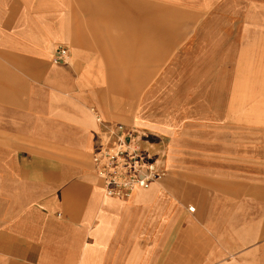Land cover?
I'll return each instance as SVG.
<instances>
[{"label": "crops", "instance_id": "crops-1", "mask_svg": "<svg viewBox=\"0 0 264 264\" xmlns=\"http://www.w3.org/2000/svg\"><path fill=\"white\" fill-rule=\"evenodd\" d=\"M189 11L169 0H0V264H264V114L244 116L247 131L216 114L214 90L225 72L227 94L232 75L217 53L171 59ZM57 48L65 65L52 63ZM179 64L191 70L185 89H206L182 99L193 114L182 132L177 99L151 104L153 91L182 87L171 82ZM202 96L213 114L189 104ZM97 119L179 138L142 141L164 178L106 196L92 161Z\"/></svg>", "mask_w": 264, "mask_h": 264}, {"label": "rangeland", "instance_id": "rangeland-1", "mask_svg": "<svg viewBox=\"0 0 264 264\" xmlns=\"http://www.w3.org/2000/svg\"><path fill=\"white\" fill-rule=\"evenodd\" d=\"M169 1L172 6L180 7L187 11L190 10V13L193 10L191 18L194 21L185 40L179 41L180 44L177 50L172 53L171 59L174 60L178 57L180 61L190 62L192 58L201 53L205 56L216 53L220 55V72L231 69L232 75L230 90L227 94L225 92L222 93L224 87L223 74L225 72L221 73L222 77L218 81L220 83V88L217 87L219 90H214V93L218 91L220 95L215 97V99H218L219 104L216 114L219 116L231 115V120L235 118L237 121L233 122L236 130L244 127L243 129L247 131V122H242L244 120L243 117L246 116L245 120H247V116L264 114V58L259 57L260 54L263 56L262 52L264 51V45L262 46V41L264 40V11L253 9L254 4H258V0ZM171 69V82H180L182 87L177 90H168L165 87L167 88L166 90L153 91L151 104L153 111H155L161 109L163 104L168 105L169 101L177 99L179 101L176 103L178 104L179 121L181 126L183 125L180 131L182 132L187 126L191 127L192 124L187 122L193 118L191 116L193 114L186 108V105H183L182 99L187 100L192 99L195 95H203L204 90L193 92L183 87V83L189 81L186 77L191 78V70L186 68V65H175ZM185 70L186 75L183 76V79H180L182 77L180 74L184 73ZM164 72L165 70L163 69L160 73L161 75L156 76L157 81H159L158 77L162 76L164 80L161 79L160 81L165 82L166 75H163ZM217 84L215 87L218 86ZM144 95V92H141V101H143ZM202 97L204 98L203 101L199 103L189 102V104L192 107L195 105V109L197 104L202 103L204 104V109L209 110L210 114H213L211 107L213 103L205 98L207 96ZM125 101H131L130 94L129 97H125ZM220 125L225 126V123ZM139 133V138L142 141L154 142L160 138H165L174 144H179L180 141L179 138L169 139L158 133L148 132L143 129H140ZM178 135L174 136L178 137Z\"/></svg>", "mask_w": 264, "mask_h": 264}, {"label": "built area", "instance_id": "built-area-1", "mask_svg": "<svg viewBox=\"0 0 264 264\" xmlns=\"http://www.w3.org/2000/svg\"><path fill=\"white\" fill-rule=\"evenodd\" d=\"M69 58L65 48H57L54 65H65ZM102 124L104 143L93 154L94 172L102 182L106 196L127 198L135 190H149L165 176L161 161L152 158L141 146L142 139L133 129Z\"/></svg>", "mask_w": 264, "mask_h": 264}, {"label": "bare ground", "instance_id": "bare-ground-1", "mask_svg": "<svg viewBox=\"0 0 264 264\" xmlns=\"http://www.w3.org/2000/svg\"><path fill=\"white\" fill-rule=\"evenodd\" d=\"M195 61V60H194ZM196 63V62H195ZM173 64V63H172ZM175 64V63H174ZM194 65V64H193ZM213 67V66H212ZM193 69V68H192ZM212 69V68H211ZM232 73V72H231ZM201 76V75H200ZM199 76V77H200ZM231 77V76H230ZM194 80V79H193ZM229 81V80H228ZM192 82V81H191ZM229 84H231V83H229ZM230 87V86H229ZM205 91H206V89H204ZM212 95V94H211ZM218 96H219V94H218ZM103 143H104V140H103Z\"/></svg>", "mask_w": 264, "mask_h": 264}]
</instances>
